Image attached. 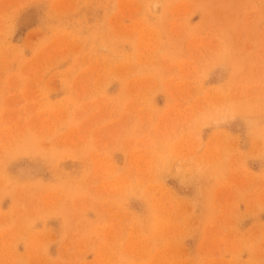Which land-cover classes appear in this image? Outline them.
Wrapping results in <instances>:
<instances>
[{
  "label": "rangeland",
  "instance_id": "obj_1",
  "mask_svg": "<svg viewBox=\"0 0 264 264\" xmlns=\"http://www.w3.org/2000/svg\"><path fill=\"white\" fill-rule=\"evenodd\" d=\"M0 264H264V0H0Z\"/></svg>",
  "mask_w": 264,
  "mask_h": 264
},
{
  "label": "bare ground",
  "instance_id": "obj_2",
  "mask_svg": "<svg viewBox=\"0 0 264 264\" xmlns=\"http://www.w3.org/2000/svg\"><path fill=\"white\" fill-rule=\"evenodd\" d=\"M25 11H26V10H25ZM20 21H21V20H20ZM17 37H18V36H17ZM20 38H21V37H18V38H17V41H18ZM228 116H229V115H228ZM170 187H171V186H170ZM192 190H193V189H192ZM180 192H181V191H180ZM181 194H182V193H181ZM191 195H192V194H191ZM156 228H157V227H156ZM156 228H155V229H156Z\"/></svg>",
  "mask_w": 264,
  "mask_h": 264
}]
</instances>
